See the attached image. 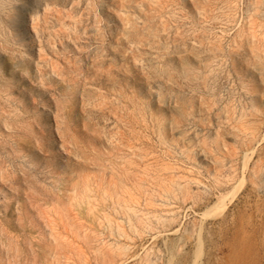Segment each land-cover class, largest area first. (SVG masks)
Masks as SVG:
<instances>
[{"label":"rangeland","instance_id":"1","mask_svg":"<svg viewBox=\"0 0 264 264\" xmlns=\"http://www.w3.org/2000/svg\"><path fill=\"white\" fill-rule=\"evenodd\" d=\"M0 264H264V0H0Z\"/></svg>","mask_w":264,"mask_h":264},{"label":"bare ground","instance_id":"2","mask_svg":"<svg viewBox=\"0 0 264 264\" xmlns=\"http://www.w3.org/2000/svg\"><path fill=\"white\" fill-rule=\"evenodd\" d=\"M25 22V21H24Z\"/></svg>","mask_w":264,"mask_h":264}]
</instances>
